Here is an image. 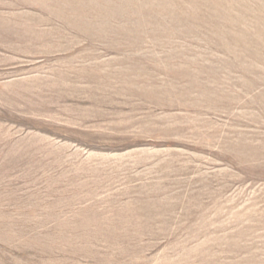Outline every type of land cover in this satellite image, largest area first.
Segmentation results:
<instances>
[{
  "label": "rangeland",
  "instance_id": "1",
  "mask_svg": "<svg viewBox=\"0 0 264 264\" xmlns=\"http://www.w3.org/2000/svg\"><path fill=\"white\" fill-rule=\"evenodd\" d=\"M0 264H264V0H0Z\"/></svg>",
  "mask_w": 264,
  "mask_h": 264
}]
</instances>
